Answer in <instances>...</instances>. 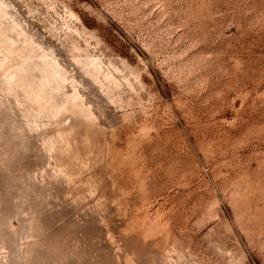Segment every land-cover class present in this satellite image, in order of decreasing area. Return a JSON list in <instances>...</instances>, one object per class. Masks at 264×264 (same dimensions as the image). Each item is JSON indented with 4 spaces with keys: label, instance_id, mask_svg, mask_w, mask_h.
<instances>
[{
    "label": "rangeland",
    "instance_id": "obj_1",
    "mask_svg": "<svg viewBox=\"0 0 264 264\" xmlns=\"http://www.w3.org/2000/svg\"><path fill=\"white\" fill-rule=\"evenodd\" d=\"M0 264H264V0H0Z\"/></svg>",
    "mask_w": 264,
    "mask_h": 264
}]
</instances>
